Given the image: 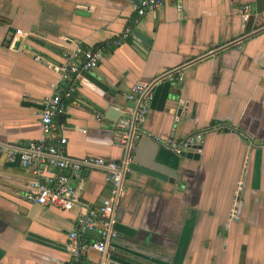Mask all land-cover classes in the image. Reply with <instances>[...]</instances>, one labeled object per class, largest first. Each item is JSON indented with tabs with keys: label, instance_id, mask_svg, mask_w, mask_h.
I'll return each instance as SVG.
<instances>
[{
	"label": "crops",
	"instance_id": "obj_1",
	"mask_svg": "<svg viewBox=\"0 0 264 264\" xmlns=\"http://www.w3.org/2000/svg\"><path fill=\"white\" fill-rule=\"evenodd\" d=\"M135 1L0 0V145L39 140L41 101L58 81L61 56L98 50L99 64L77 75L64 101L65 153L118 162L119 135L136 105L126 100L130 88L172 73L173 82L154 84L140 128L151 137L132 152L153 175L122 177L107 260L264 264V0H164L141 17ZM10 28L20 34L6 46ZM125 29L128 37L113 46ZM133 30L149 39L146 48ZM195 134L201 138L184 152L188 159L153 139ZM37 168L0 153V264H69L75 218L108 196L103 173L91 170L71 179L78 201L68 212L29 204L23 195ZM79 236L98 239L97 230ZM86 260L97 257L89 252Z\"/></svg>",
	"mask_w": 264,
	"mask_h": 264
},
{
	"label": "built area",
	"instance_id": "obj_2",
	"mask_svg": "<svg viewBox=\"0 0 264 264\" xmlns=\"http://www.w3.org/2000/svg\"><path fill=\"white\" fill-rule=\"evenodd\" d=\"M164 0H136L133 11L136 17L143 16L146 12L160 8ZM180 10L179 4L175 5ZM248 7H243L239 13L242 19L247 16ZM15 34H20L17 30ZM129 34L125 29L115 40L113 46L120 45ZM102 55L98 50H86L81 53L70 52L61 56L60 63L55 67L58 81L51 94L41 101V111L38 115L41 138L28 143L23 148L1 146L3 153L9 160H17L22 169L32 166L35 178L27 186L23 199L25 202L43 208H53L60 212H68L77 205L78 195L70 181L78 177L82 172L98 170L103 173V181L108 196L101 199L95 206L84 208L75 218V226L78 231L68 234L69 264H92L86 260V254L91 252L96 255L95 264H107V248L116 238L114 225L116 222L115 210L120 196L122 177L129 172L128 164L132 161V152L140 139H149L151 136L140 131L149 105L152 100V88L154 80L136 84L129 90L126 100L133 101L137 105L132 113V127L128 124V132L119 135V142L124 146L125 156L118 162H111L101 158L83 157L70 158L66 156V139L62 132L65 129L63 117L65 114V100L75 90V79L82 72H89L97 67ZM165 79L173 82L172 73H165ZM175 81H180L177 78ZM56 133V138L50 140V136ZM201 135L195 134L182 140L172 138H153L158 144L164 146L175 155L188 151L196 141H200ZM56 171L57 173H52ZM97 230L98 239L93 241L81 240L79 233L94 232ZM89 262V263H88Z\"/></svg>",
	"mask_w": 264,
	"mask_h": 264
},
{
	"label": "water",
	"instance_id": "obj_3",
	"mask_svg": "<svg viewBox=\"0 0 264 264\" xmlns=\"http://www.w3.org/2000/svg\"><path fill=\"white\" fill-rule=\"evenodd\" d=\"M6 33H7V40H3V42H5V45L6 46H8L10 43H11V41H12V38H13V36H14V34H15V31L13 30V29H8L7 31H6ZM132 34H133V36L137 39V40H139L140 42H141V46L143 47V48H146V46L147 45H149V43H150V41H149V39L146 37V36H144L142 33H140L139 31H137V30H133V32H132ZM28 41H31V42H33V44H35V45H37V46H39V47H42V48H45V49H48V47L47 46H45V45H43V43L42 42H40V41H36V40H28ZM20 38H18V39H16L15 41H13L12 42V46H11V48L13 49V50H15V49H17L18 48V46H19V44H20ZM232 45V44H231ZM231 45H229V46H231ZM210 54H213V53H210ZM210 54H207L206 56H208V55H210ZM206 56H203V57H201L200 59H198V60H201V59H203V58H205ZM163 79H165V75H161L160 77H158V78H156L155 80H154V84L155 83H157V82H159V81H161V80H163ZM169 100H177V101H179L178 102V108H181L182 106H183V101L182 100H178V98H168ZM136 108H137V105H135V107H134V109H133V112L132 113H134L135 111H136ZM112 111V115H115V113H116V117L114 118V119H111L112 121H117V118H119L118 119V124L120 125V124H122L123 123V121H124V117H122V116H120V111L119 110H112V109H110V112ZM113 111H115V112H113ZM109 112V111H108ZM132 125H133V123H132V118H131V120H130V127H132ZM144 141H146L145 139H140V142H144ZM124 156H125V154H124ZM177 156H180L181 158H191V155H190V153H180L179 155H177ZM195 158V157H194ZM127 168L129 169V170H131V171H133V172H136V173H141V174H145V175H153V174H151V172L149 171V170H152L150 167H145V166H143V165H141L140 164V162L136 159V158H133V160L131 161V163L130 164H128V166H127ZM152 171H154V170H152ZM161 171V170H160ZM153 173V172H152ZM107 264H118V263H115V262H111V261H108L107 262Z\"/></svg>",
	"mask_w": 264,
	"mask_h": 264
}]
</instances>
